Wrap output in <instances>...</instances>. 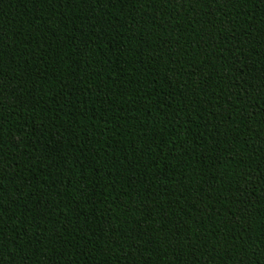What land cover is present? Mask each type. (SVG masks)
I'll return each mask as SVG.
<instances>
[{
  "label": "trees",
  "instance_id": "obj_1",
  "mask_svg": "<svg viewBox=\"0 0 264 264\" xmlns=\"http://www.w3.org/2000/svg\"><path fill=\"white\" fill-rule=\"evenodd\" d=\"M0 264H264V0H0Z\"/></svg>",
  "mask_w": 264,
  "mask_h": 264
}]
</instances>
